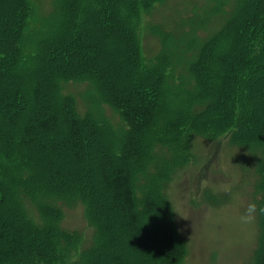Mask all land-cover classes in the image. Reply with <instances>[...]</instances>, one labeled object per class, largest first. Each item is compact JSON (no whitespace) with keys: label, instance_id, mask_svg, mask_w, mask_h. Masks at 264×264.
Wrapping results in <instances>:
<instances>
[{"label":"trees","instance_id":"1","mask_svg":"<svg viewBox=\"0 0 264 264\" xmlns=\"http://www.w3.org/2000/svg\"><path fill=\"white\" fill-rule=\"evenodd\" d=\"M164 1L50 0L48 13L40 12L37 0L10 1L3 23L8 35L0 42V264H13V259L22 264H64L63 235L58 230L62 211L53 200H80L86 207L94 239L81 264H129L118 256L105 260L102 249L113 228L104 220L107 214L131 239L137 264H179L185 250L167 188L177 170L192 159V136L222 134L261 156L256 183L259 238L251 264H264V110L259 111L253 88L247 85L253 82L251 74L264 77V0H238L222 26L201 43L195 35L199 32L193 30L199 27L196 23L206 22L205 14L190 22L185 36L151 27L160 50L146 60L138 47L139 15ZM217 8L222 10L219 4ZM96 13L116 18V29L130 35L132 60L121 80L131 85V91L110 84L104 71L72 59ZM103 26L111 28L113 19ZM221 56L227 59L219 77L211 66ZM45 61L57 70L54 76L33 79L23 90L19 82L23 87L30 76L43 71L49 65ZM5 79L13 84L7 89L2 86ZM70 81L91 84L97 102L115 110L124 127L115 129L89 111L80 115L75 99L62 90ZM60 129L65 132L61 138ZM97 131L107 139V148L89 152L88 135L103 143ZM31 150L41 154L40 164L56 187L37 180ZM44 155L62 156L71 165L61 170ZM86 176L95 181L82 188ZM102 187L108 196L106 214L99 203ZM27 204L34 208V217ZM35 235L36 244L25 247ZM69 235L63 236L65 247Z\"/></svg>","mask_w":264,"mask_h":264},{"label":"rangeland","instance_id":"2","mask_svg":"<svg viewBox=\"0 0 264 264\" xmlns=\"http://www.w3.org/2000/svg\"><path fill=\"white\" fill-rule=\"evenodd\" d=\"M10 1L0 0L1 43L5 42L8 35L9 29L6 25L3 27V23L4 15L11 11ZM49 2L50 0H37L40 12H49ZM237 2L238 0H165L162 4L154 5L149 11L141 10L138 19L140 44L138 47L143 58L149 60L160 50L159 38L149 32L151 27L161 31L172 30L178 36H185L188 34L187 29L190 27V22H197V19L199 17L202 19L201 16L205 14L206 17L209 16L206 22L196 23L195 28L199 27L193 30V33L199 32L195 35L202 38L198 41L201 43L200 41L211 36L222 26L228 16L226 14L233 9ZM218 4L221 5L222 10L217 8ZM93 15L91 17L93 16L94 19L92 20L90 17L87 22V25L92 27L91 31L87 34L86 40L77 43V48L80 51L74 52L72 59L79 60V63L90 67V69L104 71L103 75L110 84L114 83L118 87L131 91V85L121 80L125 66L129 60H132L130 35L122 29H116V18L102 13ZM110 18L113 19V26L111 28L104 27L103 25ZM134 48L135 46H133ZM69 49L70 47L66 48L67 51ZM226 59L227 57L224 59L221 56L211 66L212 72L218 74L219 77H222V62ZM46 62L49 65H46L38 75L30 76L29 81H24L23 87V82H19L23 90L29 86L33 79L41 78V76H54L57 70L49 68V61H45L43 64ZM50 62L52 63V61ZM228 62L235 65L231 60ZM98 63L101 65L99 68L97 67ZM250 77L253 82L247 83V85L253 88L255 100L261 112L262 109L264 110V77H260V74L255 77L251 74ZM12 85V81L9 79L2 81V86L6 89ZM62 90L64 94L71 95L75 99L76 110L80 115L89 111L94 116L103 117L115 129L124 127L115 110L97 102L98 95L91 84L70 81L62 84ZM50 95L52 98L51 108L55 109L56 103L52 92ZM22 125L21 122L16 124L18 129H21ZM97 132L103 138L104 144H99L88 135L89 152H99L107 148V139L99 131ZM62 136H65V132L60 129L59 138ZM189 146L192 154L191 161L177 170L167 188V198L174 214L176 232L185 250L184 257L179 264H251L259 238L257 216L259 193L256 191V183L260 154L254 149L234 144L229 139V134H222L219 137L194 135L190 138ZM20 148L25 151L24 146L21 145ZM32 153L35 159L33 163L38 173L37 180L56 187L54 176H50L53 180L51 182L47 178L48 173L45 172V168L43 169V163L40 164L41 154L37 150ZM43 157L51 159L61 170H65L67 165H71L62 156L44 155ZM94 181V176H86L81 187H88ZM97 187L100 189L99 185ZM101 189L103 194L99 203L102 207L101 211L106 214L109 211L108 196L103 187ZM6 201L8 205L11 203L8 197ZM53 203L62 211L58 221V230L65 239L70 234L71 239L65 247L62 236L61 259L64 264H81V258L86 253L85 250L90 247L94 239V230L89 222L86 207L80 200L67 202L53 200ZM253 204L255 205L254 209L250 208V205ZM26 207L29 214L34 217L36 215L34 208L29 204ZM104 220H109L113 226L108 235L110 241L107 246L104 244L102 249L106 253L105 260L109 261L107 260L109 257L118 256L125 263L137 264L139 260L133 250L131 239L127 238L120 227L112 222L110 214H107ZM18 225H22V223L19 221ZM73 237L74 239H72ZM36 242L37 235L31 237V240L28 239L24 245L31 248ZM111 242L112 244H109ZM22 262V260L13 259V264H22Z\"/></svg>","mask_w":264,"mask_h":264},{"label":"clouds","instance_id":"3","mask_svg":"<svg viewBox=\"0 0 264 264\" xmlns=\"http://www.w3.org/2000/svg\"><path fill=\"white\" fill-rule=\"evenodd\" d=\"M250 208H253L254 209L255 208V205L254 204L253 205H250Z\"/></svg>","mask_w":264,"mask_h":264}]
</instances>
